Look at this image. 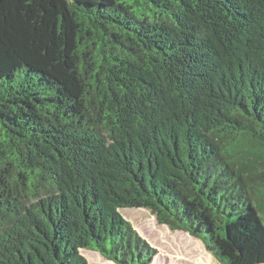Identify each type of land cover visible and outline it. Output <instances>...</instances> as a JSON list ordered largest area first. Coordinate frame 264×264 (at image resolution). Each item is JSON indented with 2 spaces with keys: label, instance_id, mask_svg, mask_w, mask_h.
Returning <instances> with one entry per match:
<instances>
[{
  "label": "trees",
  "instance_id": "1",
  "mask_svg": "<svg viewBox=\"0 0 264 264\" xmlns=\"http://www.w3.org/2000/svg\"><path fill=\"white\" fill-rule=\"evenodd\" d=\"M132 208L264 264V0H0V264H149Z\"/></svg>",
  "mask_w": 264,
  "mask_h": 264
},
{
  "label": "rangeland",
  "instance_id": "2",
  "mask_svg": "<svg viewBox=\"0 0 264 264\" xmlns=\"http://www.w3.org/2000/svg\"><path fill=\"white\" fill-rule=\"evenodd\" d=\"M121 216L131 224L136 235L149 245L153 257L149 264H196L200 254L205 255L212 264H218L204 246L184 232L170 230L156 222V217L147 209H120ZM87 264H115L105 260L97 253L80 250Z\"/></svg>",
  "mask_w": 264,
  "mask_h": 264
},
{
  "label": "water",
  "instance_id": "3",
  "mask_svg": "<svg viewBox=\"0 0 264 264\" xmlns=\"http://www.w3.org/2000/svg\"><path fill=\"white\" fill-rule=\"evenodd\" d=\"M178 232H181V231H178ZM194 240H196V241H199V240H197V239H195V238H193ZM200 242V241H199ZM201 243V242H200ZM202 244V243H201ZM94 253V252H93Z\"/></svg>",
  "mask_w": 264,
  "mask_h": 264
}]
</instances>
